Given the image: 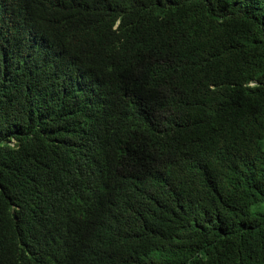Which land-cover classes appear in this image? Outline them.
<instances>
[{"label": "trees", "instance_id": "16d2710c", "mask_svg": "<svg viewBox=\"0 0 264 264\" xmlns=\"http://www.w3.org/2000/svg\"><path fill=\"white\" fill-rule=\"evenodd\" d=\"M0 264H264V0H0Z\"/></svg>", "mask_w": 264, "mask_h": 264}]
</instances>
